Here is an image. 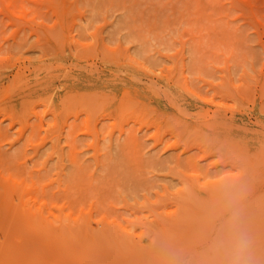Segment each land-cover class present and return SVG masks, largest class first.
Returning a JSON list of instances; mask_svg holds the SVG:
<instances>
[{"label": "rangeland", "instance_id": "374dc122", "mask_svg": "<svg viewBox=\"0 0 264 264\" xmlns=\"http://www.w3.org/2000/svg\"><path fill=\"white\" fill-rule=\"evenodd\" d=\"M225 229L264 264V0H0V264H226Z\"/></svg>", "mask_w": 264, "mask_h": 264}, {"label": "clouds", "instance_id": "9594fccd", "mask_svg": "<svg viewBox=\"0 0 264 264\" xmlns=\"http://www.w3.org/2000/svg\"><path fill=\"white\" fill-rule=\"evenodd\" d=\"M217 248L225 253L226 264H252L248 255V241L235 236L230 229H225L224 235L217 241Z\"/></svg>", "mask_w": 264, "mask_h": 264}]
</instances>
